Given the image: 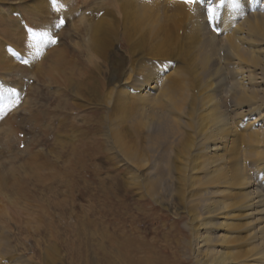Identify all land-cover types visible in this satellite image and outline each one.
<instances>
[{"label": "rangeland", "instance_id": "obj_1", "mask_svg": "<svg viewBox=\"0 0 264 264\" xmlns=\"http://www.w3.org/2000/svg\"><path fill=\"white\" fill-rule=\"evenodd\" d=\"M42 1L0 0V93L17 108L0 117V264H197L258 245L240 204L264 186V31L233 52L181 16L161 24L156 0H54L66 20L40 57L24 26L58 19ZM250 255L230 264H262Z\"/></svg>", "mask_w": 264, "mask_h": 264}, {"label": "bare ground", "instance_id": "obj_2", "mask_svg": "<svg viewBox=\"0 0 264 264\" xmlns=\"http://www.w3.org/2000/svg\"><path fill=\"white\" fill-rule=\"evenodd\" d=\"M43 0L42 3H44ZM220 0H204L203 3H187V2H180L179 0H156L152 5L156 6V17L162 20L161 24H163L164 20L167 17L173 18L175 15L181 16L185 19V28H187V32L189 35L195 39L199 38L203 33L208 34V36L212 39L216 40H224L227 44H224L229 50L232 48L233 52H238L240 49L237 48L239 43H247V42H254V37L262 33L263 27V18H264V0H225L224 5L221 9H217V18L215 24L220 27V36L217 35L216 32L210 30V26L207 24V8L218 4ZM48 3V1H46ZM171 2V4L169 3ZM55 3V2H54ZM48 3V7H50ZM170 4V5H169ZM40 5V4H39ZM57 5V4H56ZM54 5V6H56ZM170 7H168V6ZM242 7H246L242 9ZM263 10V12L260 11ZM249 10L250 14H246V17H241L243 20H239L238 17L242 14L243 11ZM258 10V11H256ZM170 13V14H168ZM177 27V25H176ZM255 29V31H254ZM253 36V38H252ZM256 41V39H255ZM38 47L41 45L43 46V42L39 41L37 43ZM28 53L30 55H35L36 49L33 43L30 44L28 47ZM239 60H256V57L253 55L242 56L238 55L237 57ZM11 59V58H10ZM4 60L0 59V63H3ZM13 60L8 64L5 62V67L9 68V65H14ZM160 71H163L159 68ZM258 69V68H257ZM165 72V71H164ZM166 73V72H165ZM246 79L248 81H253L255 78L252 76L251 73L246 74ZM123 83H132L130 74L127 75L126 78L123 79ZM155 83L152 84H142L140 86V92L146 94L152 88H155ZM238 94L234 97L237 99L245 97V89L239 84L238 88H235ZM208 105H211L214 101L212 99H207ZM252 101V100H251ZM249 109L254 108V104H250L247 106ZM210 120H214L212 115L209 113L207 114ZM215 139L209 142V148L211 150H216L217 148L222 149L224 145L221 147L217 145ZM192 143L187 145L188 149H191ZM227 169H235V172H240L239 163H235L233 167H229ZM264 171V170H263ZM219 176L223 179L224 183L229 190L230 184L228 183L229 173L228 172H220ZM241 185H245L248 181L247 177L244 174L240 175ZM264 181V175L260 179L259 183L261 184ZM258 183V184H259ZM259 184V185H260ZM263 190V191H262ZM255 195L248 203L240 204L241 207L246 208L247 211L256 210L258 216L255 220H257L256 230L257 232H261V235H257L258 245L252 248L250 251H246L244 253H235L234 255H226L221 257H213L209 256L207 259H199L197 264H230L235 263L237 259L248 257L247 255L251 254L250 256L253 258H257L262 264H264V186L263 189ZM234 203L224 202L223 205L226 208L233 207ZM237 205V204H236ZM252 205H255V208L249 209ZM246 211V212H247ZM246 214V213H245ZM244 214V215H245ZM250 213H247V215ZM196 221L198 219H195ZM256 249V250H255ZM239 264H242L239 262Z\"/></svg>", "mask_w": 264, "mask_h": 264}, {"label": "snow or ice", "instance_id": "obj_3", "mask_svg": "<svg viewBox=\"0 0 264 264\" xmlns=\"http://www.w3.org/2000/svg\"><path fill=\"white\" fill-rule=\"evenodd\" d=\"M186 2L191 3L192 0H186ZM221 3H223V0H220ZM219 4H216L214 6L208 7L207 8V18L208 20H213L215 19V17L217 16V8H219ZM61 24L63 23V21L60 22ZM60 25L58 24L57 27H59ZM42 35H47L46 33H43Z\"/></svg>", "mask_w": 264, "mask_h": 264}]
</instances>
